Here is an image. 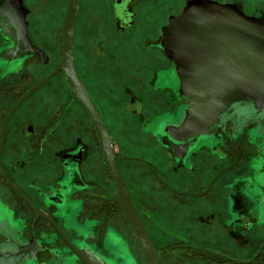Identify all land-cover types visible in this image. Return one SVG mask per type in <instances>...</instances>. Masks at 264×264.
<instances>
[{
  "label": "flooded vegetation",
  "instance_id": "flooded-vegetation-1",
  "mask_svg": "<svg viewBox=\"0 0 264 264\" xmlns=\"http://www.w3.org/2000/svg\"><path fill=\"white\" fill-rule=\"evenodd\" d=\"M187 1L178 11H168L165 0H80L73 40L75 70L107 127L118 168L154 243L158 264H264V113L227 116L215 131L180 154L169 145L175 141L166 127L179 122L187 98L180 94L173 63L160 44L169 17L181 14ZM215 1L235 3L247 15L264 19L262 12L247 11L235 1ZM47 2L0 0V141L10 107L59 62L61 28L56 64L16 93L17 67L24 65L28 72L25 63L31 59L42 69L47 65V45L34 28ZM66 7L67 3L65 11ZM16 9L28 41L19 59L7 16L15 15ZM60 75L68 82L60 72L43 86ZM51 88L55 96L49 104L37 111L38 103L32 109L35 104L30 101L37 90L6 122L0 148V204L7 208H0V264H87L82 255L93 257V264H147L133 231L134 239L127 234L129 224L116 200L92 118L69 87L71 101L87 119L80 128L82 116L77 113L70 128L61 86ZM101 101L115 119L120 116V127L126 128L127 118L133 119L145 135L142 145L160 152V164L130 157L127 148L117 146ZM123 130L119 134L126 136ZM126 161L142 165L134 168L140 183L143 180L141 186L152 185L155 200L162 196L163 210L155 201L151 215L148 204L138 203L126 180L131 170L124 166ZM172 180L192 181L198 189L179 190ZM192 197H202L205 203L196 204ZM176 206L211 210L207 215L215 217L214 224H191L200 228V243L159 242L153 236L157 229L187 233L188 222L178 223L176 214L181 210ZM210 226L215 229L214 240L208 239Z\"/></svg>",
  "mask_w": 264,
  "mask_h": 264
},
{
  "label": "water",
  "instance_id": "water-1",
  "mask_svg": "<svg viewBox=\"0 0 264 264\" xmlns=\"http://www.w3.org/2000/svg\"><path fill=\"white\" fill-rule=\"evenodd\" d=\"M79 6L80 0H68L61 27L59 62L10 107L2 128L0 148L9 117L35 91L63 72L73 97L83 104L92 118L115 184L116 200L142 248L146 263L158 264L154 243L118 168L117 153L107 127L75 70L73 40ZM7 16L9 31L15 35L12 42L16 54L23 56L28 41L20 10ZM160 46L173 63L180 94L187 98V107L179 122L166 127V132L175 141L174 145H169L177 154L194 147L200 138L215 131L227 116L248 117L253 112L264 113L263 18L247 15L235 3L188 0L181 14L169 17ZM2 253L0 249V255ZM82 258L87 264L94 262L93 257L82 255Z\"/></svg>",
  "mask_w": 264,
  "mask_h": 264
},
{
  "label": "rangeland",
  "instance_id": "rangeland-1",
  "mask_svg": "<svg viewBox=\"0 0 264 264\" xmlns=\"http://www.w3.org/2000/svg\"><path fill=\"white\" fill-rule=\"evenodd\" d=\"M184 1L185 0H165V4H166L165 9L168 11H173V10L178 11L183 5ZM222 1H231V2L235 1L241 7L245 8L247 11L257 10L264 14V0H222ZM168 2H172L173 4L170 3V5H168ZM66 3H67V0H48L47 4L45 5V8L43 9V13H42L43 16L41 18V22L39 23L37 22L36 24H34L35 31L38 32L40 38L43 39L45 41V44L47 45V49L49 52L47 65L45 68H43L44 69L43 70L39 66L38 62H36L35 59H31L30 61L25 63V66L29 65L28 72H24V65H22V67L20 68L17 67L16 68V86L17 87L19 86V88L16 89L17 91L16 93H19L23 91L24 88L29 87L31 84H33L37 79H39L45 73L43 71L45 70L49 71L56 64L57 48L60 43V28H61L62 18L65 12ZM20 56L21 55H18L17 58L19 59ZM51 86H53V89L55 91H56V88L61 86L65 107L69 109L68 111L66 110L65 113L67 114L70 113L69 119L67 120V122L69 123L67 124H69L70 128H72V123H70L71 119L75 117L77 113H79L80 115L84 113L83 111H81L80 107L75 106V103L71 101L70 99L71 94H70L68 82L63 75L58 76L57 78L53 80L51 84H49L48 86H43L40 90H38V92H36L32 100L30 101L35 104L34 106L32 105L33 106L32 109L36 108L35 106L38 103H39V105H37L38 108H36L37 111L39 110V107H41L42 104H45L46 102L48 104L50 103L52 99L51 95L55 96V94H51V91H52ZM100 105H101L102 110L106 114L105 118L108 122L107 124L110 127V135L114 139L115 143L117 144V146H119L120 149L123 150L127 148L126 153L130 157L143 159L149 162L152 161V162H155L156 164H160V162L162 161V156L160 152H155L154 149L147 148L142 145V143L146 144L145 135L140 130H137L139 128H136L135 122L133 121L132 118H127L126 125H125L126 128L122 126L120 127V122L117 120L118 118H120V116H118V118L115 119V117L112 116L109 110V107L107 106L108 104L106 102L101 101ZM81 116L82 117L79 118L81 120H78L79 122L78 124L80 128L83 127L84 124L85 126L87 125L86 124L87 119L84 117V115H81ZM72 122H73V119H72ZM85 128H88V126ZM122 129H124L123 132L126 133V136H123V134H119V130L122 131ZM129 144H131L132 146H129ZM139 144H141V146H137ZM124 166H128L129 168H131V170L127 172L128 174L126 176L127 177L126 180H128L129 188L132 194L134 195V197L137 199L138 203L139 201H141V202H145L146 204H148L147 208H149V213L151 215L155 214V212L153 213L151 208L156 202L161 203L159 210H163L162 201H161L162 196H160L159 201H157V199L155 200V196H153L152 194V185L150 184L147 187L143 185L141 186V183L143 180H141V183H140L138 174L135 172L134 168L142 167V165L138 164L136 161H126V163H124ZM178 174L180 177H183L182 172H178ZM171 182H172V186L179 190L181 189V187H183L182 189H185L187 191H197L198 189L197 186H195L192 181H188L187 183H184V182H177V180H172ZM112 188L114 190L113 186ZM157 191L162 194L164 193L163 190L161 189ZM166 194L167 196L169 195L168 193ZM144 195H146L147 197H145ZM192 199L193 200L191 201H194V203L196 204L205 203L203 201L205 199L202 197H192ZM194 203L192 205H195ZM0 208L7 209L2 204H0ZM174 208H178V206ZM199 208L201 207L199 206H197L196 208L187 207V209H185L184 207L178 208L181 210L180 213L176 214L177 220H180L178 221V223L182 224L185 221L188 222V223L186 222L187 223V233L179 232L177 230H174L171 232L167 231V233L165 232L163 233L162 231L158 232V229H157V231L156 230L152 231L153 236L159 242L174 241V240H181V241L187 240V243H188V240L191 239L190 241L193 240L194 243H197V242L200 243V241H197V240H201L200 231H199L200 228L195 227V226L193 227V225L191 224L196 225V223L198 222V226L200 227L201 222L214 224L216 219L213 216L207 215L208 213L211 212V210L200 211ZM127 227H128L127 234L129 235L131 239H134V235L131 229L129 228V226ZM206 231L211 232V234H209L210 237L208 236V239L210 238L209 240H214L213 238H211L213 237L212 231H215L214 227L210 226L208 227Z\"/></svg>",
  "mask_w": 264,
  "mask_h": 264
}]
</instances>
